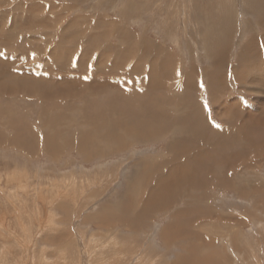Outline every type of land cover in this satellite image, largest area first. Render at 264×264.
I'll list each match as a JSON object with an SVG mask.
<instances>
[{
    "label": "rangeland",
    "instance_id": "obj_1",
    "mask_svg": "<svg viewBox=\"0 0 264 264\" xmlns=\"http://www.w3.org/2000/svg\"><path fill=\"white\" fill-rule=\"evenodd\" d=\"M263 21L0 0V264H264Z\"/></svg>",
    "mask_w": 264,
    "mask_h": 264
},
{
    "label": "bare ground",
    "instance_id": "obj_2",
    "mask_svg": "<svg viewBox=\"0 0 264 264\" xmlns=\"http://www.w3.org/2000/svg\"><path fill=\"white\" fill-rule=\"evenodd\" d=\"M260 8H262V7H260ZM264 22V21H263ZM12 39V38H11ZM56 65V64H55ZM9 71V70H8ZM30 92V91H29ZM14 95V94H13ZM218 137V136H217ZM198 169V168H197ZM197 169H195V170H193V171H198ZM192 171V172H193ZM199 180V181H198ZM191 182H193V183H199L200 182V179L198 178V177H195V178H192L191 179Z\"/></svg>",
    "mask_w": 264,
    "mask_h": 264
}]
</instances>
